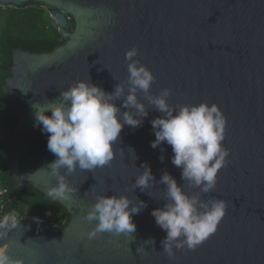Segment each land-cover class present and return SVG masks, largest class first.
I'll use <instances>...</instances> for the list:
<instances>
[{"label": "water", "instance_id": "95a60500", "mask_svg": "<svg viewBox=\"0 0 264 264\" xmlns=\"http://www.w3.org/2000/svg\"><path fill=\"white\" fill-rule=\"evenodd\" d=\"M32 3L44 6L63 44L50 53L12 50L2 90L19 121L0 131V141L11 182L59 204L68 221L63 229L42 218L19 221L0 238V247L23 264H264V0H0V8ZM133 46L138 49L134 59L155 76L151 94L168 88L171 106L216 104L226 118L222 144L230 162L218 170L212 192L201 194L204 200L226 201V214L195 250L174 249V261L163 252L166 233L150 214L163 207L165 185L145 191L133 187L142 164L150 166L156 181L166 170L184 183L171 163V146L150 145L155 139L150 121L161 114L141 93L137 96L149 108L148 116L142 126L122 129L113 161L93 172L77 168L67 177L76 189L69 199L47 195L56 183L47 165L56 157L47 149L48 134L35 125L31 104L58 102L62 90L88 77L112 92L126 80L125 52ZM184 191L193 195L198 189L185 184ZM103 194L146 202L132 218L134 233L88 238L96 222L84 216ZM150 239L154 243H145Z\"/></svg>", "mask_w": 264, "mask_h": 264}, {"label": "clouds", "instance_id": "9594fccd", "mask_svg": "<svg viewBox=\"0 0 264 264\" xmlns=\"http://www.w3.org/2000/svg\"><path fill=\"white\" fill-rule=\"evenodd\" d=\"M137 55L135 46L125 52V60L129 61L128 75L125 81L114 85L112 92L93 84L88 77L62 90L58 102H49L47 106L33 103L31 107L35 125L41 126V132L48 134L47 149L56 157L47 165L49 174L56 181L47 193L52 200H67L69 194L76 191L67 177L77 168L93 172L113 161L116 155L114 146L125 126L132 129L142 126L149 108L138 99V92L152 106L151 109L161 114L150 121L155 135L150 145L153 149L162 143L171 146V163L181 170L184 183L178 184L166 170L156 181L150 166L142 164L143 171L135 177L133 187L145 191L154 184L165 185L163 207L153 209L150 214L155 224L166 233L161 240L163 252L174 261V249L195 250L215 233L226 214L227 202L223 199L201 198V194L212 192L218 170L230 162L226 159L229 149L222 144L226 118L216 104L201 102L171 106L166 99L170 96L168 88L162 89L158 95L151 94L155 76L134 59ZM117 100L121 101L119 107ZM128 150L135 156L131 147ZM159 159L163 162L164 156ZM185 184L198 192L187 194ZM146 207V202H133L124 194L98 195L84 216L87 221L96 222L87 233L88 238L94 239L102 233L131 235L136 229L133 216ZM19 221L14 210L0 217V238L17 228ZM148 242L154 243L151 239L145 243ZM0 264H23V261L13 259L5 247H0Z\"/></svg>", "mask_w": 264, "mask_h": 264}, {"label": "trees", "instance_id": "16d2710c", "mask_svg": "<svg viewBox=\"0 0 264 264\" xmlns=\"http://www.w3.org/2000/svg\"><path fill=\"white\" fill-rule=\"evenodd\" d=\"M62 44L60 34L50 26L44 6L32 3L22 9L0 8V131L12 129L19 121L2 90L9 77L12 50L44 53ZM6 170V150L0 141V188L5 191L1 204L3 214L14 210L20 221L32 222L42 218L51 226L63 229L68 221L66 210L36 191L15 186Z\"/></svg>", "mask_w": 264, "mask_h": 264}, {"label": "built area", "instance_id": "2783aa9c", "mask_svg": "<svg viewBox=\"0 0 264 264\" xmlns=\"http://www.w3.org/2000/svg\"><path fill=\"white\" fill-rule=\"evenodd\" d=\"M4 195H5V191L0 188V217L4 215L3 210H2V205H1Z\"/></svg>", "mask_w": 264, "mask_h": 264}, {"label": "flooded vegetation", "instance_id": "af4514ba", "mask_svg": "<svg viewBox=\"0 0 264 264\" xmlns=\"http://www.w3.org/2000/svg\"><path fill=\"white\" fill-rule=\"evenodd\" d=\"M73 30H70V32H72ZM51 52V51H50ZM50 52H44V53H50Z\"/></svg>", "mask_w": 264, "mask_h": 264}]
</instances>
